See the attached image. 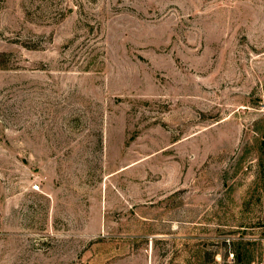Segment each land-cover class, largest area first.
<instances>
[{
  "label": "rangeland",
  "instance_id": "obj_1",
  "mask_svg": "<svg viewBox=\"0 0 264 264\" xmlns=\"http://www.w3.org/2000/svg\"><path fill=\"white\" fill-rule=\"evenodd\" d=\"M263 251L264 0H0V264Z\"/></svg>",
  "mask_w": 264,
  "mask_h": 264
},
{
  "label": "built area",
  "instance_id": "obj_2",
  "mask_svg": "<svg viewBox=\"0 0 264 264\" xmlns=\"http://www.w3.org/2000/svg\"><path fill=\"white\" fill-rule=\"evenodd\" d=\"M32 188L34 190H37V189H39V185L38 184H34L32 186ZM257 264H264V251L262 252V254H261V256H260L259 261L257 262Z\"/></svg>",
  "mask_w": 264,
  "mask_h": 264
}]
</instances>
